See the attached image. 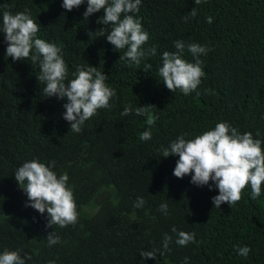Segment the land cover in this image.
<instances>
[{"label":"trees","instance_id":"1","mask_svg":"<svg viewBox=\"0 0 264 264\" xmlns=\"http://www.w3.org/2000/svg\"><path fill=\"white\" fill-rule=\"evenodd\" d=\"M62 2L0 0V21L3 11L27 9L40 25L38 38L62 49L68 79L78 67H96L117 95L81 133L72 132L63 119L66 100L43 93L38 65L5 56L0 33V254L19 250L32 257L27 264H184L185 258L188 264H264V185L255 200L248 186L238 203L214 208L219 193L212 182L210 191L190 183L191 174L177 179L178 156L163 158L160 151L180 135L192 139L219 122L250 132L264 149V0H141L135 16L149 34L143 48L155 46L157 53L139 67L119 60L127 49L117 51L106 34L99 36L103 12L85 20L86 3L67 12ZM193 8L197 15L188 16ZM177 40L210 49L199 57L205 76L187 96L170 92L158 74L162 53L176 51ZM183 58L194 62L187 48ZM129 104L133 113L122 116ZM144 106L152 108L136 116ZM146 130L151 139L142 141ZM34 158L55 161L52 170L67 173L75 226L49 228L47 213L25 207L14 174ZM137 198L143 207H134ZM161 203L168 204L167 215L158 211ZM172 227L195 233V242L178 246ZM52 231L60 243L49 247ZM165 234L172 237L167 251ZM244 246L251 249L247 258L236 251ZM153 250L155 260H142V251Z\"/></svg>","mask_w":264,"mask_h":264},{"label":"clouds","instance_id":"2","mask_svg":"<svg viewBox=\"0 0 264 264\" xmlns=\"http://www.w3.org/2000/svg\"><path fill=\"white\" fill-rule=\"evenodd\" d=\"M201 2L202 0H194L197 5ZM85 3V20L103 12L102 18L97 19V23L104 26L98 30L99 36L106 34L107 42L117 51L127 49L119 60H127L129 67H139L142 60L156 55L155 46L143 48L149 40V34L135 16L140 10L141 0H63L62 8L71 12ZM196 15L195 8L188 14L191 17ZM188 16L183 19L187 21ZM212 22V17H208L207 23ZM39 32L40 25L27 9L16 14L3 11L0 33L7 44L5 56L10 57L13 62L30 60L32 64L38 65L40 74L36 79L46 85L43 93L47 97L66 100L63 104V119L68 122L72 132L79 134L85 122L96 115L97 110L112 107L110 101L116 97V91L106 84L108 76L89 65L86 70L82 66L78 67L72 73L73 78L68 79L69 69L62 49L55 43L38 38ZM174 47L176 51L162 53V66L158 74L160 81L170 92L179 90L187 96L198 88L205 76L203 61L199 57L206 55L210 49L197 43L185 45L179 40L174 42ZM185 48L192 55L194 62L183 58ZM151 67V64L145 65L146 70ZM150 108L152 106L137 107L135 115L143 116ZM132 113L133 107L129 104L121 115L128 116ZM140 139L150 140L151 132L144 131ZM160 151L163 158L178 156L173 170V176L177 179L191 174L190 183L197 187L209 186V182H212L219 193L212 197L214 208L219 209L222 204L230 207L238 203L242 191L248 186L251 188V199L255 200L261 195L264 185L262 142L254 139L250 132L241 134L228 122H219L213 129L206 130L192 139H185L184 135H180L170 142L168 147L162 146ZM54 168L55 161L46 165L34 158L18 167L14 179L27 197L25 207H31L41 215L47 213V227L75 226L78 222V212L73 191L67 183L69 177L67 173L57 175L52 170ZM209 190H212L211 186ZM144 203L143 198H137L134 207L141 208ZM158 211L167 215L168 204L161 203ZM171 231L177 233L175 243L178 246L186 247L195 242V233L177 232L175 227H172ZM46 240L49 247L60 243L59 236L53 231L48 234ZM171 241L172 237L165 234L162 245L165 251L169 250ZM157 251H142L140 257L142 260H155ZM236 251L238 255L247 258L251 249L244 246ZM31 259L28 254L21 256L19 250H5L0 254V264H27ZM49 264H54V261H49ZM184 264H188L187 258Z\"/></svg>","mask_w":264,"mask_h":264}]
</instances>
